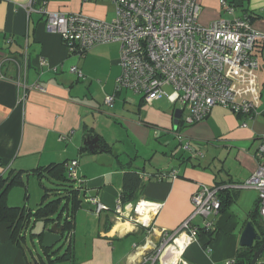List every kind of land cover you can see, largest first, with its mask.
<instances>
[{"label": "crops", "instance_id": "obj_1", "mask_svg": "<svg viewBox=\"0 0 264 264\" xmlns=\"http://www.w3.org/2000/svg\"><path fill=\"white\" fill-rule=\"evenodd\" d=\"M196 1L202 25L229 17L220 0ZM229 1L235 3L237 16L246 14L252 27L264 32V0ZM29 4L101 20L112 19L115 10L110 0H0V175L20 171L22 180L24 176L38 179L32 171L39 167L78 161L80 183L75 187H80L81 203L71 233L63 237L52 231L51 225L38 232L42 233L39 242L45 257L57 248V256L64 254L49 264H150L162 242L192 213L191 195L201 183L224 185L227 204L213 218L216 231L212 238L206 233L198 234L175 256V264H224L234 258L246 222L259 217L251 216L257 207V191L233 185L244 182L258 166L256 150L264 137V39L254 46L259 62L255 71L259 98L253 117L218 105L201 121L181 126V113V127L172 130V137L143 152L151 138L152 124L143 119L138 109L144 102L141 94L137 101L138 93L115 89L120 73L119 44H99L81 56L72 54L59 34L47 30L41 14H27ZM8 38L11 42H7ZM41 60L45 61L42 65ZM72 66H77L83 76L71 72ZM36 82L45 91L30 87ZM23 90L25 97L19 100ZM107 95H114L111 105L104 102ZM124 102L129 106L138 102L137 110H128ZM242 122L246 126H241ZM176 135L182 137L178 144H189L190 150L183 148L187 153L174 145ZM93 136L99 137V144L105 145L113 157L111 164L97 163L100 153L87 148L84 141ZM156 153L163 157L156 159ZM123 166L137 170L146 179L137 200L161 204L149 226L115 213ZM171 170L177 171L175 178H158ZM91 197L99 199L107 209L96 214L88 201ZM10 199L8 193L9 205ZM135 202L122 204L123 215L131 213ZM149 218V214L140 216L145 222ZM200 221V217L192 219L193 224ZM9 239L7 224L0 223V264H29L25 253ZM32 259L39 264L43 258L37 254Z\"/></svg>", "mask_w": 264, "mask_h": 264}, {"label": "built area", "instance_id": "obj_2", "mask_svg": "<svg viewBox=\"0 0 264 264\" xmlns=\"http://www.w3.org/2000/svg\"><path fill=\"white\" fill-rule=\"evenodd\" d=\"M110 1L115 13L107 21L82 13L48 11L43 4L39 7L29 4L25 11L28 15L32 12L41 14L47 30L59 34L72 54L81 56L95 45L118 43L120 73L115 80L116 91L131 90L141 94L144 102L149 104L163 96L173 104L178 101L186 124L201 121L216 105L239 115L253 117L256 114L259 91L255 71L259 62L254 46L258 40L264 39V32L253 28L246 14L237 16L235 3L220 0L229 17L202 25L198 22L200 7L196 0ZM11 40L8 38L7 42ZM44 63V60L40 61V65ZM70 71L78 77L83 76L77 66L70 67ZM166 85L172 87V93L164 91ZM30 87L45 91L37 82ZM24 90L19 100L24 99ZM113 100L114 95H107L104 102L111 105ZM241 126L246 123L242 122ZM183 148L190 150L188 143ZM256 154V170L244 182L233 186L257 191L258 215L264 224V137ZM77 165V159L69 160L66 173L78 181ZM167 176L175 178L177 171L161 173L158 178ZM224 188L220 184L198 185L191 195L192 213L162 242L156 255L150 258V264L157 259L160 264H175L174 251H179V256L183 248L196 238L199 226L213 229V218L220 207L218 191ZM88 201L94 205L96 214L107 209L96 197ZM160 207V203L142 198L125 216L118 198L114 210L119 217L149 226ZM145 214L150 216L146 222L140 219ZM194 217L201 218L200 224L192 223ZM224 264H235V259H228Z\"/></svg>", "mask_w": 264, "mask_h": 264}, {"label": "trees", "instance_id": "obj_3", "mask_svg": "<svg viewBox=\"0 0 264 264\" xmlns=\"http://www.w3.org/2000/svg\"><path fill=\"white\" fill-rule=\"evenodd\" d=\"M67 162L68 161L57 164H49L32 171L33 174L37 175L39 178L45 177L51 180L56 186L52 190H55V192L60 195L48 200V188L44 187L45 192L42 195V199L34 210L26 209L24 206L9 205L7 203V193L10 188L14 185L23 184L21 172L18 171L14 173L11 171L10 175H0V223L7 224L10 239H12L14 243L18 242V246V238L22 236L20 235V232H24L25 227L28 225L29 220L32 217L35 220H41L45 228H48L53 223H57L58 226L61 225L62 229L60 231V235L63 237H67L71 233L73 229L74 215L81 203V198L78 197L80 187L68 184V188L62 189V186L71 181L80 183V180L77 181L68 177L66 173ZM122 168L123 175L119 195L120 201L122 204L135 202L141 195L146 179H143L139 172L131 167L123 166ZM62 190L63 193H61ZM224 191H227V188L220 189L218 191L220 202L219 211H221V209L227 204L225 196H223ZM256 214L258 215L257 207L251 216L253 217ZM252 222L257 226L260 233L264 234V224L260 221V218H253ZM215 231L216 229H205L204 227L199 226L198 234L206 233L210 238H212ZM41 234L42 233L40 232L32 235L40 237ZM45 248H51V246ZM56 250L52 251V254L50 253L46 255L47 261L42 259L39 264H49L59 258H63L64 254L57 256L55 252ZM53 254L56 256L51 257ZM251 257L252 254L248 248L240 247L234 257L235 264H238L241 261L248 264Z\"/></svg>", "mask_w": 264, "mask_h": 264}, {"label": "rangeland", "instance_id": "obj_4", "mask_svg": "<svg viewBox=\"0 0 264 264\" xmlns=\"http://www.w3.org/2000/svg\"><path fill=\"white\" fill-rule=\"evenodd\" d=\"M163 89L168 94L172 93L173 91L172 87L168 85L164 86ZM121 91L129 92V90H125V89H122ZM129 93L131 94V92ZM139 96H140L139 94H136L135 96V98H137L136 99L137 101H138ZM98 101L99 103H101L103 107L104 106L106 107V105L103 103L101 98H98ZM128 102H131V101H128ZM137 103L138 102L134 103L135 104L134 106H129L127 102H124L123 105H125V107L128 110L136 111ZM181 106L182 105L178 101L172 104V102L168 100L166 96L161 97L158 101H155L154 103L149 104L146 102H142L139 105L138 109L140 110V114L142 115L143 119L148 120L152 124L151 138L147 146H143V152H146L152 145L156 146L157 143H161V142L164 143L165 141H168L167 140L168 137H172L171 136V134H173L172 130H176L177 127L179 128L182 125H185V126L187 125V124H184V122L183 123L179 122L181 119V116L178 118L177 123L174 121L176 119L174 117V111L176 109H181L182 108ZM179 123L181 126L179 125ZM170 129L171 131H169ZM181 139L182 137H178L176 135L173 140L174 145L178 144L179 140ZM177 146H179L180 148L179 150L182 151L183 142L179 143ZM137 148L138 150H140V147H137ZM201 152L204 155L206 154V151L204 152V149ZM185 153L187 152L185 151ZM203 156L200 158L202 159ZM162 157L163 156H161L160 153L155 154L156 159H159ZM23 181H24L23 185H14L8 191V193H10L11 195V199H10L11 201H9L10 205L13 204V206H24L26 209L34 210L38 206L40 200L42 199V195L45 192L42 190L43 189L42 186L48 188L47 190V192L49 193L48 200L55 198L57 196H60L59 194H57V192H55V190H52L56 186L48 178L41 177L37 179L35 176H30V177L24 176ZM68 184L75 186L76 181L65 183V185L62 186V189L68 188ZM61 193H63V190ZM42 228H43V222L41 220H35L32 217L30 218L28 225L25 227L24 232H20V235L22 236L18 238L19 246L17 245L18 242L14 243L12 239H9L10 242L15 245V248H19L25 253V256L27 258L26 259L27 263L29 264H34V262L32 261L33 260L32 257L33 255L35 256L37 254L38 256H42L43 260L46 261L45 259L46 257L43 254L44 248L42 247V244L39 242V237L32 235V234L38 233L40 230H42ZM56 247L57 246H55L54 248ZM54 264H66V263L55 262Z\"/></svg>", "mask_w": 264, "mask_h": 264}, {"label": "water", "instance_id": "obj_5", "mask_svg": "<svg viewBox=\"0 0 264 264\" xmlns=\"http://www.w3.org/2000/svg\"><path fill=\"white\" fill-rule=\"evenodd\" d=\"M182 110L176 109L174 111V117L176 118L174 121L177 123L178 118L181 116ZM84 143L87 145V148L93 152V153H100V155L97 157V163L99 164H111L113 162V157L109 155L105 150V145L99 144V137L93 136V137H87V139L84 141ZM50 229L52 231H58L60 232L62 229L61 225H57V223H53L50 226ZM260 231L257 228V226L251 222H246L240 237H239V246L248 248L250 251H252V245L253 241L260 238ZM264 249V241L259 246L258 249H256L254 252H252V258L250 259L248 264H264V262H257L259 255ZM238 264H245L243 261L239 262Z\"/></svg>", "mask_w": 264, "mask_h": 264}, {"label": "flooded vegetation", "instance_id": "obj_6", "mask_svg": "<svg viewBox=\"0 0 264 264\" xmlns=\"http://www.w3.org/2000/svg\"><path fill=\"white\" fill-rule=\"evenodd\" d=\"M260 238L256 239L253 241V245H252V251H250V253L252 254V252H254L256 249L259 248V246L263 243L264 241V234L260 233ZM252 258V257H251ZM257 262H264V249L261 252V254L259 255V258L257 260Z\"/></svg>", "mask_w": 264, "mask_h": 264}, {"label": "bare ground", "instance_id": "obj_7", "mask_svg": "<svg viewBox=\"0 0 264 264\" xmlns=\"http://www.w3.org/2000/svg\"><path fill=\"white\" fill-rule=\"evenodd\" d=\"M180 240V238L178 239V241ZM179 251H174V256H176V255H178L179 253H178ZM164 255H166V252H164Z\"/></svg>", "mask_w": 264, "mask_h": 264}]
</instances>
